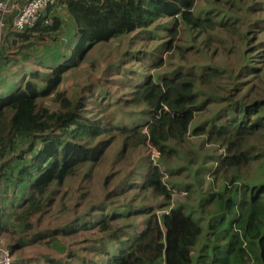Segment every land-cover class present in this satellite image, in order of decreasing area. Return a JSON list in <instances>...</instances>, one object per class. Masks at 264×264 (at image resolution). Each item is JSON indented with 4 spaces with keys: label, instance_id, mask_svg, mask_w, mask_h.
I'll return each mask as SVG.
<instances>
[{
    "label": "trees",
    "instance_id": "obj_1",
    "mask_svg": "<svg viewBox=\"0 0 264 264\" xmlns=\"http://www.w3.org/2000/svg\"><path fill=\"white\" fill-rule=\"evenodd\" d=\"M63 11L74 27V42L63 53L51 49L41 53L57 34H64ZM242 12L246 19L199 15L191 0H56L32 28L7 31L14 51L1 45L0 76L13 68L14 74L11 92L0 94V180L12 187L6 190L26 188L27 192L17 210L8 215V226L1 225L6 210L0 200V234L10 235L13 242L5 248L11 255L25 246V235L34 227L32 219L52 206L51 187L75 176L81 166L98 162L112 146L117 161L124 160L125 154L139 158V151L154 148L176 188L174 193H182L186 201L168 214H153L159 207L150 204L165 202L171 191L163 185L159 167L144 159L116 185L115 197L121 203L86 207L69 220L71 224L47 231L39 241L51 249L52 242L92 232L98 238L92 247L59 258L22 259L17 264H264V99H232L212 118L198 119L210 103L199 98L200 86L207 91L213 85L215 90L207 92L211 96L224 78L221 66L208 63L128 88L123 104L114 101L118 118L92 115L93 109L90 115L83 112L84 98L94 91L106 102L109 94L104 88L88 85L77 99L58 90L88 49L148 30L163 18H173L168 33H175L178 25L187 29L189 43L195 40L191 31L224 30L247 47L248 52L238 58L242 62L236 66L238 77L256 79L264 69V8L250 3ZM176 49L182 53L186 48ZM221 51L228 53L233 47L222 45ZM46 102L51 105L47 107ZM108 109L105 106L103 112ZM199 135L221 148L215 153L200 146L195 154L191 144L186 150L188 138ZM177 175L181 179L174 186ZM144 215L146 227L136 233L133 221Z\"/></svg>",
    "mask_w": 264,
    "mask_h": 264
},
{
    "label": "rangeland",
    "instance_id": "obj_2",
    "mask_svg": "<svg viewBox=\"0 0 264 264\" xmlns=\"http://www.w3.org/2000/svg\"><path fill=\"white\" fill-rule=\"evenodd\" d=\"M191 2L195 14L216 13L217 16L218 14H222L224 19L227 16L230 18L246 19V13L242 12V8L250 3L254 7L259 6L260 8H264V0H191ZM66 20L67 22L63 26V29L66 30V35L63 33L57 34L53 42H49L47 47H42L41 53H47V49H51L54 53L58 50L61 53L64 50H69L74 40L73 34H71L72 31H70L71 22L68 19ZM172 23L174 24L173 18H163L157 20L148 30H137L128 36L114 39L104 46H93L84 53L83 59L82 61L80 60L78 66L75 69L71 68L65 75L58 90L65 93L67 98L77 99L80 90L86 88L88 85L104 88L109 94V97L106 98V102L104 103L98 99L97 91H94L91 97L84 98V96L89 95L82 96L85 99L86 108L83 109V112H87L90 115L91 109H93L92 115L100 113L106 119L118 118V115L113 113L114 101L118 100L123 104L124 101L121 102V99H124V91L128 88L136 87L135 85L139 86L145 79L157 82L158 79L169 77L176 71L182 70V68H193L194 65L208 63L221 66L223 69L221 74L224 78L218 84L220 89L216 93L219 94L215 93L207 96V92L215 90L214 86L211 85L207 91L200 86L201 89L198 91L199 98L210 99V103L197 115L198 119L212 118L227 103H232V99L233 102H237L238 99L242 101L251 99L260 101L264 99V69L256 79L239 78L237 74L238 70H236V66L238 64L241 66L242 64L238 58H241L243 53L248 52L246 51L247 47L219 27H217L216 32L208 30H204L203 32L191 31L190 33L195 36V40L189 43L187 29H180L178 25V30L175 33L167 32L166 28L172 30ZM5 36L2 39L1 45L6 44V51L13 52L14 50L8 45L9 41L5 39ZM63 38L67 41V43L65 42L66 44H63ZM201 40L212 41L203 43L202 45L200 44ZM222 45H231L233 51L224 53L221 51ZM177 46L181 50L186 49L180 53L176 49ZM189 47L191 49H187ZM132 54L135 56L132 57ZM26 64L27 62L22 63V65ZM40 71L43 72V68ZM1 83L2 81H0ZM12 83L11 76L8 84L1 87L0 94L8 95L13 88ZM212 84H214V81H212ZM234 87L236 88L235 91L233 90ZM109 102L110 104H108ZM46 103L48 104L47 107L51 105V102ZM105 106L110 107L107 112H103ZM97 108L98 111H96ZM188 140L189 144L186 146V150L192 144L189 149L195 152V154H197L196 149L200 146L208 150L215 149V153L221 148L220 145L210 144L204 136L200 135L195 138L191 136ZM250 144L252 145V143ZM154 151H156L154 148L139 151L136 155H139L140 160L137 156L130 157L125 154L123 157L125 161H117L114 155V147L112 146L107 155L98 162L81 166L75 176L66 178L60 185L52 186V206L44 214L32 219L31 222L34 227L30 233H26L27 235H25V246L12 255V259L15 261L14 264H17L22 259L36 260L39 258L43 259L47 256L59 258L65 256L67 252H71L72 250L92 247L94 245L92 242L98 240V238L92 236V232H86L83 236H75L69 241L58 235V237H61L65 241L56 244L50 238L46 237L45 240L52 242L51 249L45 248L39 241L41 240L42 242L47 231L54 228L60 230L62 227L71 224L72 221L69 220L80 216L82 210L86 207H97L109 204L107 202H115V204L121 203V199L115 197V194H117L115 191L116 185L123 176L124 180H126L127 174L136 165L138 166L144 162V159L150 165L159 167L161 172H163V185L171 191L169 199L165 202L157 200L156 202L158 203L150 204V207L156 205V207L160 208H156L153 214L159 216L161 214H168V209L171 210L173 208L170 205L176 206L178 204H184L186 202L185 195L182 193H174L176 188L171 186L165 166H161L158 163L160 155L156 158L157 154ZM196 158L200 160L201 157L197 155ZM182 160L180 159L178 165H181ZM172 161L173 163L177 162L174 157ZM143 171L144 169H142L140 175ZM179 179H181V175L173 177L172 183L174 186ZM2 203L6 206L8 200L3 199ZM144 218H146L145 215L142 218L134 221L131 220L130 222L133 221L136 228L139 227L141 229L143 222H145ZM202 225H205V223H202ZM200 237L202 238L203 236L201 235ZM11 240L10 235L0 234V246L8 248V245L13 242ZM28 240L30 241V245H26ZM201 246L203 248L204 243ZM198 248L196 247L195 250Z\"/></svg>",
    "mask_w": 264,
    "mask_h": 264
},
{
    "label": "built area",
    "instance_id": "obj_3",
    "mask_svg": "<svg viewBox=\"0 0 264 264\" xmlns=\"http://www.w3.org/2000/svg\"><path fill=\"white\" fill-rule=\"evenodd\" d=\"M55 3L56 0H0V47L8 30L21 32L32 28L38 21L40 14ZM154 153L157 154L156 158H158L159 153L157 151ZM11 263L10 252L0 247V264Z\"/></svg>",
    "mask_w": 264,
    "mask_h": 264
},
{
    "label": "crops",
    "instance_id": "obj_4",
    "mask_svg": "<svg viewBox=\"0 0 264 264\" xmlns=\"http://www.w3.org/2000/svg\"><path fill=\"white\" fill-rule=\"evenodd\" d=\"M63 13H65L64 11L62 12V14L60 15V16H62V18H63V21L65 20V21H67L65 18H66V16L65 15H63ZM65 17V18H64ZM66 23V22H65ZM70 31H72L71 32V34H73V38H74V34H75V30H74V27H73V25L71 24L70 25ZM63 33V32H62ZM61 34V33H60ZM6 36H5V39H7L9 42H10V36H9V34L8 33H6L5 34ZM64 35H66V30H65V32H64ZM63 40H64V38H63ZM9 45V44H8ZM17 66H19V65H17ZM10 72V73H9ZM7 74H10V75H7L6 73L5 74H3V75H1L0 76V79H3L2 80V82L6 79V80H9L10 79V77L12 76V78H13V74H14V68L11 70V71H9ZM8 76H10L8 79H7V77ZM1 81V80H0ZM6 84H8V82H6V83H1L0 84V89H1V87L2 86H4V85H6ZM13 84V83H12ZM11 85V84H10ZM16 172V171H15ZM6 188H8V189H11L12 187H9V186H7L6 185V183L3 181V179H1L0 180V200H1V202H2V200L3 199H7L8 200V203H7V205L6 206H4V208H5V210H6V214H5V217L3 218V220H2V223H1V225L3 226H8L9 225V223H10V221H11V219L8 217V215H9V213L11 214L12 212H14V211H16L17 209H15V208H17L20 204H21V202H22V200H23V198L25 197V195H26V188H22L23 190H21L20 188H17V190L15 191L14 189L13 190H6ZM14 193V194H13ZM24 196V197H23ZM3 204V203H2Z\"/></svg>",
    "mask_w": 264,
    "mask_h": 264
},
{
    "label": "clouds",
    "instance_id": "obj_5",
    "mask_svg": "<svg viewBox=\"0 0 264 264\" xmlns=\"http://www.w3.org/2000/svg\"><path fill=\"white\" fill-rule=\"evenodd\" d=\"M170 207H174L173 205H170ZM168 211H170V209H168ZM159 216V215H158ZM146 227V225H145V223L143 222V226H142V228L141 229H139V227H137L136 229H135V232L136 233H141V231H143L144 230V228ZM1 247V246H0ZM1 248H5V247H1ZM6 249V248H5ZM8 250V249H7ZM9 251V250H8ZM11 255V254H10ZM11 258H12V255H11ZM13 260V259H12ZM12 264V263H11Z\"/></svg>",
    "mask_w": 264,
    "mask_h": 264
}]
</instances>
